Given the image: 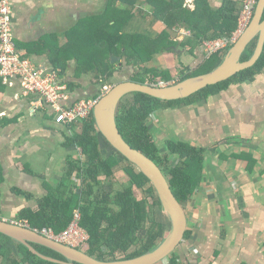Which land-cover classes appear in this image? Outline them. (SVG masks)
<instances>
[{
  "label": "crops",
  "instance_id": "0c3cea01",
  "mask_svg": "<svg viewBox=\"0 0 264 264\" xmlns=\"http://www.w3.org/2000/svg\"><path fill=\"white\" fill-rule=\"evenodd\" d=\"M208 2L213 9L221 4L219 0ZM11 3L19 55L43 67L58 68L70 91L69 102L96 96L102 84L95 77L101 76L97 69L84 70L88 58L98 55L104 59L106 54V49L99 52L95 48L92 31L94 18L104 13L108 0ZM184 6L193 9V0H184ZM114 8L131 12L121 31L150 38L158 35L160 29L156 35L149 31L157 20L145 0H117ZM182 29L185 35L177 39L172 52L154 53L153 57L181 56L188 64L179 69L190 70L204 59L200 44L189 49L186 40L190 32ZM115 57L111 62L115 68L126 66L123 57ZM19 91L17 82L12 86L0 83V163L4 175L0 218L5 219H23L17 217L23 207L36 208L38 198L59 187L69 156L84 159L76 147L63 145L70 134L67 124L46 110L32 113L30 98ZM161 111L165 114L156 119L165 120L162 130L166 138L208 149L199 185L183 206L188 235L172 252L173 259L166 257L157 264H264V69L251 81L231 83L206 99ZM242 152L255 161L251 168L246 159L232 156ZM75 174L73 171L70 178L79 185ZM14 187L32 197L16 194Z\"/></svg>",
  "mask_w": 264,
  "mask_h": 264
},
{
  "label": "trees",
  "instance_id": "16d2710c",
  "mask_svg": "<svg viewBox=\"0 0 264 264\" xmlns=\"http://www.w3.org/2000/svg\"><path fill=\"white\" fill-rule=\"evenodd\" d=\"M116 1L108 0L104 13L93 20L94 46L99 48V52L106 49L104 59L98 55L88 58L86 62H90L84 70L97 69L103 81L110 79L116 70L122 69V66L115 68V64L110 62L111 55L123 57L125 65L138 67L130 79L140 83L156 84L159 80L174 83L206 73L222 60L224 51L211 54L190 70L179 69L174 65L148 67L147 63L154 53L174 50L176 41L169 35L172 29L182 27L189 30L190 37L186 44L192 51L204 40L229 37L237 28L239 6L235 0H221L216 9L210 6L208 0H193V9L184 6V0H145L150 4L154 17L164 24L161 31L153 38L138 32L127 33L121 31V27L131 17L130 9L114 8ZM256 41L257 37L248 43L241 60L252 55ZM263 69L264 46L252 66L187 97L162 100L135 91L119 100L115 120L120 134L131 147L143 152L160 167L182 206L199 185L204 153L208 148L171 138H165L164 147L160 146L147 120L157 110L193 104L219 93L231 83L251 81ZM66 126L70 134L63 145L76 147L83 161L80 157L69 156L59 187L48 189L44 196L36 200V208L23 207L17 217L27 220L31 228L40 230L47 227L59 233L68 226L74 210L78 209L80 226L88 233V239L78 248L100 260L131 258L155 248L166 235L168 220L163 217L162 204L150 180L105 140L92 112ZM232 156L246 159L249 168L255 162L244 152L233 153ZM73 171L76 172L79 185L70 178ZM3 181L0 163V185ZM13 191L26 198L32 197L16 187ZM136 191L140 192V197ZM31 245L44 255L66 260L46 246L37 243ZM0 258L1 264H59L40 258L22 243L1 233Z\"/></svg>",
  "mask_w": 264,
  "mask_h": 264
},
{
  "label": "water",
  "instance_id": "95a60500",
  "mask_svg": "<svg viewBox=\"0 0 264 264\" xmlns=\"http://www.w3.org/2000/svg\"><path fill=\"white\" fill-rule=\"evenodd\" d=\"M264 0H257L253 15L246 28L236 41L227 49L222 60L210 71L165 85L156 86L125 79L113 84L100 96L92 109V115L101 135L107 142L151 182L162 204L163 211L169 218V229L158 245L135 257L115 260H100L88 253L63 244L39 232L17 224L9 219L0 218V233L22 243L40 258L59 264H157L168 257L179 245L186 230V214L181 203L174 196L167 177L160 167L143 152L131 147L120 134L115 120V112L119 100L127 93L142 92L162 100H175L187 97L194 92L220 81L226 80L235 73L252 66L259 58L264 46ZM257 37L252 55L241 60V55L248 43ZM117 57L112 56L111 62ZM31 243L46 246L66 260L58 259L38 252Z\"/></svg>",
  "mask_w": 264,
  "mask_h": 264
},
{
  "label": "built area",
  "instance_id": "2783aa9c",
  "mask_svg": "<svg viewBox=\"0 0 264 264\" xmlns=\"http://www.w3.org/2000/svg\"><path fill=\"white\" fill-rule=\"evenodd\" d=\"M235 1L239 6L237 28L229 37L202 41L200 46L204 60L213 53L225 52L251 20L257 0ZM15 82L20 85V95L30 98L29 109L32 113L39 110L49 111L58 122L67 125L87 117L100 96L110 89V85L102 84L100 93L96 96L69 102L70 91L58 68L43 67L31 58L19 55L14 41L11 0H0V83L12 86ZM168 84L170 83L167 81L159 80L153 85ZM10 221L31 228L25 219ZM79 221L80 212L75 209L68 226L59 233L47 227L40 230L31 229L43 236L77 248L88 239V233L80 226Z\"/></svg>",
  "mask_w": 264,
  "mask_h": 264
},
{
  "label": "rangeland",
  "instance_id": "374dc122",
  "mask_svg": "<svg viewBox=\"0 0 264 264\" xmlns=\"http://www.w3.org/2000/svg\"><path fill=\"white\" fill-rule=\"evenodd\" d=\"M219 2H221V0H219ZM188 3H186L187 5ZM190 4V3H189ZM216 7V6H215ZM157 20L155 24H153V26H150V32L154 33L160 29L159 31H161L162 27H163V23L159 20V19H155ZM161 26V28H160ZM185 31L181 28H177V29H172L169 31V35L172 39H174L175 41H177V39H181V35H185L184 33ZM159 33V32H158ZM156 35V34H155ZM147 36V35H146ZM180 37V38H179ZM176 48V47H175ZM183 51V50H182ZM103 56V55H102ZM109 60L111 62V57L112 56H109ZM153 58V60H152ZM118 61V60H117ZM172 64L176 65V67H184L188 64V62L186 61L185 58H182L181 56H162L161 58H154L153 57V54L151 56V58L149 59L148 63H147V66L148 67H156L154 65H158L159 67L161 66H172ZM174 65V66H175ZM196 65V63H195ZM195 65L193 64L192 67H195ZM138 71V67H135V66H124L122 69H120V72L116 73L115 76H112L110 77V79L106 80V81H103L104 78H97L95 77V80L98 81L100 83V81L102 82H105V84L107 85H110V87L119 82V81H122V80H125V79H130V77L136 72ZM169 83H172V82H169ZM100 93V92H98ZM97 93V94H98ZM169 109V108H168ZM167 110V109H166ZM173 110V109H172ZM166 112V111H165ZM170 111L167 113L169 114ZM162 114H165L164 111H161L159 110V112H155V113H152L150 115V118L147 120V123H148V126H149V129L152 131V133L154 134L156 140H157V143H159L160 146H163L164 147V140L165 138L167 137L166 133L164 132V130H162V128L164 127V125L162 123L165 122V120L163 119L162 121L161 120H158L156 119V116H162ZM161 147V148H163ZM112 184V183H111ZM1 186V189H2V184L0 185ZM4 189H5V184L3 185ZM137 192V195L138 197H140V192L136 191ZM163 217L165 218V220H168L167 222V225L169 226V218L167 216V214L163 211ZM7 219H10V220H15L16 217H11V218H7ZM14 242V241H13ZM15 244V243H14ZM0 261H1V258H0ZM1 264V263H0Z\"/></svg>",
  "mask_w": 264,
  "mask_h": 264
},
{
  "label": "clouds",
  "instance_id": "9594fccd",
  "mask_svg": "<svg viewBox=\"0 0 264 264\" xmlns=\"http://www.w3.org/2000/svg\"><path fill=\"white\" fill-rule=\"evenodd\" d=\"M76 248V247H75ZM78 248V247H77ZM79 249V248H78Z\"/></svg>",
  "mask_w": 264,
  "mask_h": 264
}]
</instances>
